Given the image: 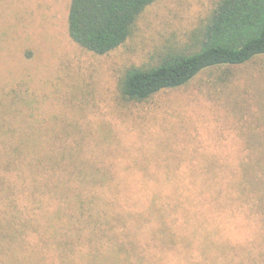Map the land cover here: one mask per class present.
Listing matches in <instances>:
<instances>
[{
	"label": "rangeland",
	"instance_id": "374dc122",
	"mask_svg": "<svg viewBox=\"0 0 264 264\" xmlns=\"http://www.w3.org/2000/svg\"><path fill=\"white\" fill-rule=\"evenodd\" d=\"M216 1L156 0L123 44L95 54L68 35L69 0H0V132L37 135L41 175L53 181L257 182L263 171L244 165L264 150V54L141 101L119 90L130 65L194 48ZM17 200L32 206L26 190Z\"/></svg>",
	"mask_w": 264,
	"mask_h": 264
},
{
	"label": "trees",
	"instance_id": "16d2710c",
	"mask_svg": "<svg viewBox=\"0 0 264 264\" xmlns=\"http://www.w3.org/2000/svg\"><path fill=\"white\" fill-rule=\"evenodd\" d=\"M154 1L69 0L68 35L90 52L107 53L133 34ZM262 54L264 0H217L194 48L130 65L119 79L120 94L145 100L206 68ZM0 134L7 136L0 147V192L10 197L0 206V264H264V150H252L244 165L245 172L263 171L257 182H69L41 175L37 135ZM28 150L32 162H26ZM24 190L32 206L18 204Z\"/></svg>",
	"mask_w": 264,
	"mask_h": 264
}]
</instances>
